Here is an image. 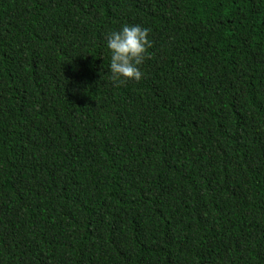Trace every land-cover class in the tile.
I'll use <instances>...</instances> for the list:
<instances>
[{
    "label": "trees",
    "instance_id": "obj_1",
    "mask_svg": "<svg viewBox=\"0 0 264 264\" xmlns=\"http://www.w3.org/2000/svg\"><path fill=\"white\" fill-rule=\"evenodd\" d=\"M0 264H264V0H0Z\"/></svg>",
    "mask_w": 264,
    "mask_h": 264
},
{
    "label": "clouds",
    "instance_id": "obj_2",
    "mask_svg": "<svg viewBox=\"0 0 264 264\" xmlns=\"http://www.w3.org/2000/svg\"><path fill=\"white\" fill-rule=\"evenodd\" d=\"M149 29L139 25H122L106 36V47L110 55L108 69L111 79L121 83L126 79L139 80V66L145 59L151 41L147 33Z\"/></svg>",
    "mask_w": 264,
    "mask_h": 264
}]
</instances>
